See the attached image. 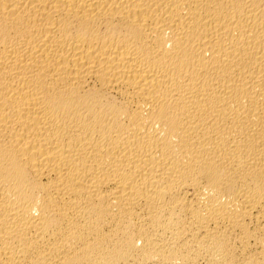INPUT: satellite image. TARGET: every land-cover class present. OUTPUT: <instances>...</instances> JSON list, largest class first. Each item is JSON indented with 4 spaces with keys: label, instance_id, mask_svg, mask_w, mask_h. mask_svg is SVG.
Masks as SVG:
<instances>
[{
    "label": "bare ground",
    "instance_id": "6f19581e",
    "mask_svg": "<svg viewBox=\"0 0 264 264\" xmlns=\"http://www.w3.org/2000/svg\"><path fill=\"white\" fill-rule=\"evenodd\" d=\"M0 264H264V0H0Z\"/></svg>",
    "mask_w": 264,
    "mask_h": 264
}]
</instances>
